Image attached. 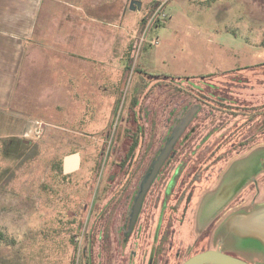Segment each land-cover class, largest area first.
Masks as SVG:
<instances>
[{"label": "rangeland", "instance_id": "obj_1", "mask_svg": "<svg viewBox=\"0 0 264 264\" xmlns=\"http://www.w3.org/2000/svg\"><path fill=\"white\" fill-rule=\"evenodd\" d=\"M247 2L0 0V142L11 143L0 147V264H182L226 250L234 206L264 199V0L255 15ZM193 107L144 203L149 235L122 243L113 208L129 200L118 204L115 176L133 119L145 120L141 182ZM74 154L79 169L64 174Z\"/></svg>", "mask_w": 264, "mask_h": 264}, {"label": "flooded vegetation", "instance_id": "obj_2", "mask_svg": "<svg viewBox=\"0 0 264 264\" xmlns=\"http://www.w3.org/2000/svg\"><path fill=\"white\" fill-rule=\"evenodd\" d=\"M188 113H189V116H188ZM197 113H198L197 108L193 107V108L185 111L184 113H182V112L179 113L178 116L176 117L175 125L172 127L171 133L166 138L164 145L166 144L168 138L172 136L174 131H177V134L175 135L174 142H173L171 149H170L169 153L167 154L165 160L163 161L162 165L160 166L157 174L155 175L154 179L149 184V186H148V188H147V190H146V192L142 198L138 212H137L133 222H131V207H132L134 199L137 195L139 184H140V179L136 176L139 173L138 167H139V163H140V159L138 157V154H139V150L141 148V145L144 142L142 140L144 139V136H145L144 131H143V127H142L144 125L145 120L144 119L141 120L139 116L137 118L133 119V122L135 121V124H136L135 128H134L135 133L131 137L129 143H127V145H126L124 156L117 166L119 173H117V175L115 176L116 181H117V187H118V190L115 192V198L118 199V204H120L122 199H124L125 197L128 198V200H129V207L126 210H124L122 207H120L118 205L113 208L117 211V216H116L117 220L120 221V228L119 229L121 230L122 243H124V242L126 244L129 243L130 240L134 238V236L140 237V235H142L143 232H144V234L149 235V228H147V232H145V228L144 227L140 228V226H139L140 220H143L142 222L144 223V217H142V215H143L142 210L144 207V203L146 201L148 194L150 193L151 189L153 188L154 182L160 176V174L164 170L165 166L167 165V163L169 161L168 159H170V155L174 152L175 148L181 144L182 140L187 138L185 135L186 131H187L190 123L192 122V119L194 118V116ZM2 114H6V108L5 107L4 108L0 107V115H2ZM151 114L152 113L148 114L149 123H150ZM141 122H143V123H141ZM5 125H6V121L3 122L2 119H0V133L2 131V127L5 128ZM153 142H154V138L151 137V141L148 145V149L150 148V144L151 143L153 144ZM10 144H11L10 142H8L7 144H5V142L4 143L0 142V147L3 145L8 146ZM36 147H37V145H36ZM144 150L145 149L142 148V155H143ZM159 154H160V152L158 153V155ZM158 155L156 156V158L158 157ZM25 158H26V160H25L26 165L28 164V162H30L29 164H32L33 162H35L37 159L40 158V154H39V152H37L34 155L33 154L26 155ZM111 179H113V176L110 177V180H106L107 184H110V185H108V187H106L107 189L102 190V197H104V198L111 196V194L113 193L112 189L111 190L108 189L109 187L112 188L113 180H111ZM133 183H135V186H134L131 194H129L127 192L128 188ZM7 186H9V184ZM256 193L257 192H254V195ZM241 203H243V201L240 202V204ZM252 204H253V200L249 201V203L245 204L243 207L248 211ZM236 206H234V207H236ZM231 209H233V207L229 208V210H231ZM148 225H149V223H148ZM153 241H154V238H153ZM207 250H213V249H207ZM204 251H206V250H204ZM228 255H231L235 258H238V259L245 261L244 260L245 257L242 256L241 254H228ZM149 264H151V263H149Z\"/></svg>", "mask_w": 264, "mask_h": 264}, {"label": "water", "instance_id": "obj_3", "mask_svg": "<svg viewBox=\"0 0 264 264\" xmlns=\"http://www.w3.org/2000/svg\"><path fill=\"white\" fill-rule=\"evenodd\" d=\"M139 7L140 5L137 2H132L130 4L131 10H135L136 8L139 9ZM188 116H189V113H188ZM176 134H177V131H174L172 136L168 138L163 149L160 151V154L158 155L157 159L152 163L150 169L148 170V172L144 175L143 179L141 180L137 195L131 207V222H133L138 212L142 198L149 184L154 179L160 166L165 160L167 154L169 153ZM78 168H79L78 155L76 154L70 155L63 159V173L64 174L76 171L78 170ZM222 230L224 234H226L223 237L226 236V238H227V235L233 234L230 232H234V234H236V236L240 237L241 239L252 236V237H257V238H261L262 240H264V206L256 209V211L248 215H238L234 217L231 216L225 221V223H223ZM182 264H250V263L243 261L241 259L235 258L233 256H230L227 253L216 249V250H206V251L197 253L189 257Z\"/></svg>", "mask_w": 264, "mask_h": 264}, {"label": "crops", "instance_id": "obj_4", "mask_svg": "<svg viewBox=\"0 0 264 264\" xmlns=\"http://www.w3.org/2000/svg\"><path fill=\"white\" fill-rule=\"evenodd\" d=\"M247 6H249V15L253 14V2L252 0H249V2H247ZM133 11H138L137 8ZM255 15V13L253 14ZM257 20V19H255ZM260 21H262V23H264V19L261 20L258 19ZM264 32V31H263ZM264 35V34H263ZM248 45H250V43L247 42ZM262 47L264 49V44H262ZM264 51L261 50L262 53ZM257 148V147H256ZM245 165H248V161H245L244 163ZM262 195V191H257V193L253 196L254 199L253 200V204L250 206L249 210L247 211L243 206L246 203L245 200H243V203L238 204L236 207L238 209H234L233 210V214L231 215L232 217L234 216H238V215H248L253 213L254 211H256V209L264 206V199L262 200L260 197ZM260 200V201H258ZM235 207V208H236ZM230 216V217H231ZM229 217V218H230ZM220 222V221H218ZM233 231V230H232ZM233 234H229L226 237H223L221 239V243L219 244L220 246H224V248L226 249L223 252H226L227 254H241L242 256H244V260L250 264H264V240H262L261 238H257V237H245L243 239H241L240 237L236 236V234H234V232H230ZM221 250V248H215V250Z\"/></svg>", "mask_w": 264, "mask_h": 264}, {"label": "built area", "instance_id": "obj_5", "mask_svg": "<svg viewBox=\"0 0 264 264\" xmlns=\"http://www.w3.org/2000/svg\"><path fill=\"white\" fill-rule=\"evenodd\" d=\"M158 14H160V12L158 10H156L154 13V17L157 16ZM160 17L165 18V15L163 13H161ZM154 44H156V42H154L152 45H154Z\"/></svg>", "mask_w": 264, "mask_h": 264}]
</instances>
